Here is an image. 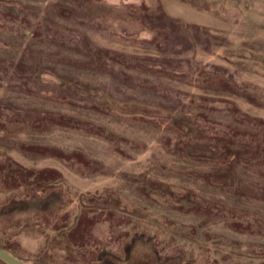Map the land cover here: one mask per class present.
<instances>
[{"label":"rangeland","instance_id":"374dc122","mask_svg":"<svg viewBox=\"0 0 264 264\" xmlns=\"http://www.w3.org/2000/svg\"><path fill=\"white\" fill-rule=\"evenodd\" d=\"M1 162L27 264H264V0H0Z\"/></svg>","mask_w":264,"mask_h":264},{"label":"trees","instance_id":"16d2710c","mask_svg":"<svg viewBox=\"0 0 264 264\" xmlns=\"http://www.w3.org/2000/svg\"><path fill=\"white\" fill-rule=\"evenodd\" d=\"M33 178L34 177L32 175H29L27 172H25V169H13L12 166L8 165L7 163H0V193H3L5 190H7L6 187H12L13 190L8 191L13 192L17 190V192L20 194H31L32 189H30V187L37 188L36 185L40 183L39 178H36L35 182L37 184L31 185L33 182ZM5 200L7 201V203H3V200L0 201V226L2 227L0 229V247L5 249V251L15 255L17 258L23 260L20 255L21 252H19V248L13 241L14 237H17L20 234L15 233L12 228V225L16 224V222L18 221L15 222V213H10V211L12 210V206L15 205L17 201V197L14 196V198H7ZM45 218L46 217H42V220H45L44 223H42L43 225L47 223ZM51 223H53V221H51ZM30 230H28L27 232H30ZM0 264L6 263L0 259Z\"/></svg>","mask_w":264,"mask_h":264},{"label":"water","instance_id":"95a60500","mask_svg":"<svg viewBox=\"0 0 264 264\" xmlns=\"http://www.w3.org/2000/svg\"><path fill=\"white\" fill-rule=\"evenodd\" d=\"M0 259L6 264H27L23 262V260L17 258L15 255L5 251V249L2 247H0Z\"/></svg>","mask_w":264,"mask_h":264}]
</instances>
